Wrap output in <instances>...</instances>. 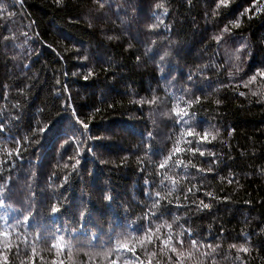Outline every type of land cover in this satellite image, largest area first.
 Instances as JSON below:
<instances>
[{"label": "trees", "instance_id": "16d2710c", "mask_svg": "<svg viewBox=\"0 0 264 264\" xmlns=\"http://www.w3.org/2000/svg\"><path fill=\"white\" fill-rule=\"evenodd\" d=\"M217 4L0 0V264H264V0Z\"/></svg>", "mask_w": 264, "mask_h": 264}, {"label": "snow or ice", "instance_id": "6c2138e0", "mask_svg": "<svg viewBox=\"0 0 264 264\" xmlns=\"http://www.w3.org/2000/svg\"><path fill=\"white\" fill-rule=\"evenodd\" d=\"M226 3H227V0H220V4H217V8H219V7L221 6V4H226ZM156 7H157V8H164V5H163L162 3H160V4H157ZM164 11L167 12V9L165 8ZM234 26H235V27H238V26H239V23H238V22L234 23ZM151 27H156V25H152ZM227 30H228V29L226 28L225 31H227ZM216 39L219 40L220 37H216ZM259 75H264V73H260ZM251 80H252V81H255V80H256V76L251 77ZM181 99H182V97H181ZM182 111H183V110H181V112H182ZM177 114L180 115L179 112H178ZM184 115H187V113L185 112ZM180 119L183 120V115L180 116ZM184 123L186 124L187 121H184ZM83 127H84L85 129H87V128H88V125H87V124H84ZM0 130H2V129H0ZM41 131H44V129H41ZM217 134H218V133H217ZM189 135H191V132H189ZM207 136H208V133L205 132L203 138H204V139H207ZM213 139H215V136H213ZM182 150H183V149H180V148H178V147L174 149V151H177V152L182 151ZM17 153H19V150H18V149H17ZM201 155H203V152H201ZM210 155H211V153H210ZM76 163L78 164V163H79V160H77ZM164 163L166 164V163H167V160H165ZM75 166H76V165H73V168H75ZM163 166H164V165L162 164L161 167H163ZM65 167H67V165H65ZM209 195H211V194L209 193ZM106 198H107V197H106ZM203 207H204V208H208L209 205H208V204H204ZM52 211L55 212L56 209L53 208ZM27 219H28V217H25V220H27ZM192 244H193V246H195V245H196V241L193 240V241H192ZM232 247H236V245H232ZM240 249H241L242 251H247V250H248V249L245 248L243 245L240 246ZM172 250H173V251H176L175 248H173Z\"/></svg>", "mask_w": 264, "mask_h": 264}, {"label": "bare ground", "instance_id": "6f19581e", "mask_svg": "<svg viewBox=\"0 0 264 264\" xmlns=\"http://www.w3.org/2000/svg\"><path fill=\"white\" fill-rule=\"evenodd\" d=\"M117 21V20H116ZM140 34V33H139ZM137 36V35H136ZM24 109V108H23ZM198 112V111H197ZM204 116V115H203ZM197 118V117H196ZM190 119V118H189ZM203 122V121H202ZM232 135V134H231ZM226 143V142H225ZM242 156V155H241ZM246 158V157H245ZM248 162V161H247ZM235 164V163H234ZM251 166V165H250ZM129 167V166H128ZM236 167V166H235ZM238 169V168H237ZM242 169V168H241ZM232 171V170H231ZM229 173V172H228ZM239 175V174H238ZM118 176V175H117ZM254 176V175H253ZM130 177H132L131 175H130ZM117 189V188H116ZM171 247V246H170Z\"/></svg>", "mask_w": 264, "mask_h": 264}]
</instances>
